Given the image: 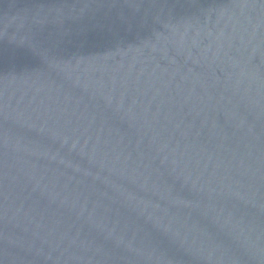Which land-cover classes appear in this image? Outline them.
Returning <instances> with one entry per match:
<instances>
[{"label": "water", "instance_id": "water-1", "mask_svg": "<svg viewBox=\"0 0 264 264\" xmlns=\"http://www.w3.org/2000/svg\"><path fill=\"white\" fill-rule=\"evenodd\" d=\"M0 264H264V0H0Z\"/></svg>", "mask_w": 264, "mask_h": 264}]
</instances>
